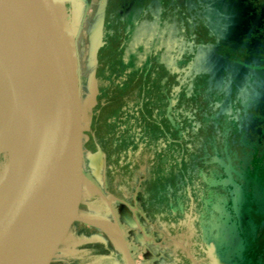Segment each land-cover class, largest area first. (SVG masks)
<instances>
[{"label":"rangeland","instance_id":"374dc122","mask_svg":"<svg viewBox=\"0 0 264 264\" xmlns=\"http://www.w3.org/2000/svg\"><path fill=\"white\" fill-rule=\"evenodd\" d=\"M63 4L82 26L85 172L116 197L136 263L264 264V0ZM201 171L213 207L190 198ZM80 215L112 218L88 186ZM51 264L127 262L76 222Z\"/></svg>","mask_w":264,"mask_h":264},{"label":"water","instance_id":"95a60500","mask_svg":"<svg viewBox=\"0 0 264 264\" xmlns=\"http://www.w3.org/2000/svg\"><path fill=\"white\" fill-rule=\"evenodd\" d=\"M81 28H74L63 0H0V158L7 157L0 264H51L76 222L115 234L127 264H137L113 208L116 197H107L84 171ZM85 186L112 218L80 215Z\"/></svg>","mask_w":264,"mask_h":264},{"label":"clouds","instance_id":"9594fccd","mask_svg":"<svg viewBox=\"0 0 264 264\" xmlns=\"http://www.w3.org/2000/svg\"><path fill=\"white\" fill-rule=\"evenodd\" d=\"M217 184L215 175L210 174L209 172L201 171L198 175V179L191 186V199H196L199 197L201 203L207 207H213L212 201L205 197L206 192H210ZM186 195H189V192L186 190Z\"/></svg>","mask_w":264,"mask_h":264},{"label":"crops","instance_id":"0c3cea01","mask_svg":"<svg viewBox=\"0 0 264 264\" xmlns=\"http://www.w3.org/2000/svg\"><path fill=\"white\" fill-rule=\"evenodd\" d=\"M84 171H85V161H84ZM85 174H86V172H85ZM87 176V175H86ZM100 190H102V188H101V186H103V182H102V185H101V182H97V180H95V179H93V178H89ZM115 201L113 200V203H114ZM114 207V206H113ZM116 208L114 207V211H115V214H116V216H117V219H118V221H119V223H120V225H121V227H122V230H123V232L125 233V236H126V239H127V241H128V243H129V237L127 236V234H126V228H125V224L123 223V221L119 218V214L117 213V209L115 210ZM129 247H130V249L132 248L131 247V245H130V243H129ZM131 252H132V249H131ZM132 254H133V252H132ZM133 256H134V254H133ZM134 258H135V256H134Z\"/></svg>","mask_w":264,"mask_h":264},{"label":"bare ground","instance_id":"6f19581e","mask_svg":"<svg viewBox=\"0 0 264 264\" xmlns=\"http://www.w3.org/2000/svg\"><path fill=\"white\" fill-rule=\"evenodd\" d=\"M108 230H109V231H112L113 229H112L111 227H108Z\"/></svg>","mask_w":264,"mask_h":264},{"label":"trees","instance_id":"16d2710c","mask_svg":"<svg viewBox=\"0 0 264 264\" xmlns=\"http://www.w3.org/2000/svg\"><path fill=\"white\" fill-rule=\"evenodd\" d=\"M169 109V108H168Z\"/></svg>","mask_w":264,"mask_h":264}]
</instances>
